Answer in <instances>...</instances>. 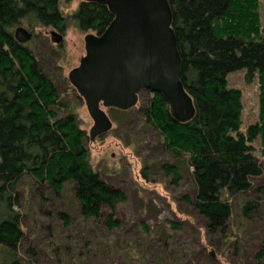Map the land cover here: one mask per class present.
<instances>
[{"label":"trees","instance_id":"obj_1","mask_svg":"<svg viewBox=\"0 0 264 264\" xmlns=\"http://www.w3.org/2000/svg\"><path fill=\"white\" fill-rule=\"evenodd\" d=\"M168 3L179 77L194 114L175 120L161 94L148 90L139 93L141 103L122 112L138 118L166 154L159 168L180 189L178 212L191 217L148 224L123 213L126 192L87 163V133L66 109L57 84L65 77H52L34 49L13 36L20 23L61 33L65 18L58 0H0V246L15 253L26 241L19 187L27 178L35 184V204L67 187L76 202V219L67 211L55 215L62 229H77L65 236L67 242L56 240L59 235L48 226L55 239L48 248L50 264H213L240 256L243 226L264 196V182L254 184L264 177V31L258 0ZM71 19L79 30L100 33L112 15L105 5L79 0ZM235 71H242L246 83H256V120L244 131L240 90L226 79ZM141 171L146 175L148 167ZM253 188L257 195L234 209L232 200ZM25 249L36 255L40 245ZM247 256L241 264H264V239Z\"/></svg>","mask_w":264,"mask_h":264},{"label":"rangeland","instance_id":"obj_2","mask_svg":"<svg viewBox=\"0 0 264 264\" xmlns=\"http://www.w3.org/2000/svg\"><path fill=\"white\" fill-rule=\"evenodd\" d=\"M78 3L79 0H58V8L65 18L61 33L50 26L29 28L25 23L15 25L12 32L16 26H22L29 31L31 36L25 43L34 49L44 69L52 77L56 74L65 77L66 81L57 83L62 100L66 109L74 114L78 126L88 133L92 121L82 98L77 97L78 94L73 90L66 77L67 72L78 64L79 58L84 54V32L80 31L71 19V14ZM258 15L260 28L264 31V0H258ZM52 31L61 35L62 39L58 43L51 35ZM226 79L229 86L240 90V130L244 131L249 123L256 120V83L254 80L246 83L243 80L242 71L229 72ZM142 92L144 91L139 93ZM144 96L148 98L150 94H144ZM141 100L135 106L141 103ZM104 111L111 120V128L105 134L95 137L94 140L88 139L86 160L89 167L97 171L104 180L111 185L121 187L126 192L127 202L122 207L123 213L131 221L143 220L148 224L159 222L164 217H175L176 215L184 217L183 215L187 214L191 217L190 213L178 212L177 202L180 189L170 184V178L162 174L159 164L167 156L162 154L158 145L155 146L156 142L153 140L151 132H145L144 125L140 124L138 118L129 111L122 112L123 110L113 107L105 108ZM144 166L148 167L146 175H143L141 171ZM262 182H264L263 176L254 179V184ZM34 187L35 184L29 182L27 178L20 182L19 188L22 192L20 211L23 213L22 224L26 241L23 242L22 249L15 253L0 246V264H9L13 259H16L19 264H25L26 257L32 264H36L35 261L50 264L53 252L48 248L54 236L48 231V226H51L53 233L59 235L60 239L57 237L56 240L63 242L66 241V235H72L77 230L73 231L69 227L62 229L63 227L55 217L56 211H67L73 219L77 217L76 202L69 188H65L58 197L47 193L46 201L35 204ZM255 195L257 192L253 188L237 196L232 200L233 208L238 207L244 199L254 198ZM46 211L48 212L46 213ZM236 221L237 217L234 214L232 223L235 225ZM260 239H264V196L260 200L259 209L252 215V219L246 221L243 226L240 256L229 255L227 259L218 257L221 261L217 260V263L215 261L213 264H241V260L248 257L247 254ZM36 243L40 245L39 253L33 255L26 251V246Z\"/></svg>","mask_w":264,"mask_h":264},{"label":"water","instance_id":"obj_3","mask_svg":"<svg viewBox=\"0 0 264 264\" xmlns=\"http://www.w3.org/2000/svg\"><path fill=\"white\" fill-rule=\"evenodd\" d=\"M82 1L105 5L113 16L99 35H84V54L66 75L92 121L88 139L111 128L104 108L129 109L143 90L160 93L175 120L190 119L194 107L179 77L181 59L168 0ZM51 35L56 43L61 40L60 34ZM13 36L25 43L31 33L16 26Z\"/></svg>","mask_w":264,"mask_h":264},{"label":"flooded vegetation","instance_id":"obj_4","mask_svg":"<svg viewBox=\"0 0 264 264\" xmlns=\"http://www.w3.org/2000/svg\"><path fill=\"white\" fill-rule=\"evenodd\" d=\"M82 1V0H81ZM113 17V16H112ZM80 31H82V30H80ZM82 32H84V35L86 34V33H92V34H94V35H99L100 33H98V32H95V31H92V30H88V31H82ZM84 35H83V37H84ZM61 39H62V37H61ZM83 44H84V42H83ZM83 50H84V46H83ZM83 56V55H82ZM81 56V57H82ZM80 57V58H81ZM79 58V59H80ZM75 67V66H74ZM73 68V67H72ZM74 89V88H73ZM76 91V90H75ZM77 93V92H76ZM78 94V93H77ZM138 95H139V93H138ZM137 100H138V96H137ZM137 103V102H136ZM105 109V108H104Z\"/></svg>","mask_w":264,"mask_h":264}]
</instances>
